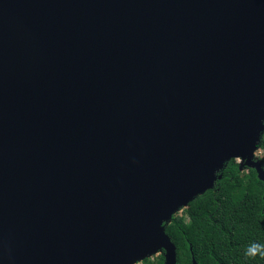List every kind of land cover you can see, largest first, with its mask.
Segmentation results:
<instances>
[{
	"label": "water",
	"instance_id": "obj_1",
	"mask_svg": "<svg viewBox=\"0 0 264 264\" xmlns=\"http://www.w3.org/2000/svg\"><path fill=\"white\" fill-rule=\"evenodd\" d=\"M263 133L264 0H0V264H177Z\"/></svg>",
	"mask_w": 264,
	"mask_h": 264
},
{
	"label": "trees",
	"instance_id": "obj_2",
	"mask_svg": "<svg viewBox=\"0 0 264 264\" xmlns=\"http://www.w3.org/2000/svg\"><path fill=\"white\" fill-rule=\"evenodd\" d=\"M260 160L264 169V154ZM166 232L177 246V264H191L193 256L197 264H264L259 254L245 255L253 244L264 246V181L256 169L241 170L231 159L215 187L174 215ZM163 263V254L144 260Z\"/></svg>",
	"mask_w": 264,
	"mask_h": 264
},
{
	"label": "clouds",
	"instance_id": "obj_3",
	"mask_svg": "<svg viewBox=\"0 0 264 264\" xmlns=\"http://www.w3.org/2000/svg\"><path fill=\"white\" fill-rule=\"evenodd\" d=\"M259 150H261V149H259ZM259 157H260V155H259ZM250 253L251 254H259L260 256L264 257V246L253 244L250 246L249 249L246 250L245 255H249Z\"/></svg>",
	"mask_w": 264,
	"mask_h": 264
},
{
	"label": "rangeland",
	"instance_id": "obj_4",
	"mask_svg": "<svg viewBox=\"0 0 264 264\" xmlns=\"http://www.w3.org/2000/svg\"><path fill=\"white\" fill-rule=\"evenodd\" d=\"M257 154H259V155H262V154H264V150H258L257 151ZM238 162L240 161L239 159H236ZM187 210V207H184L182 210H180V214H182V213H185V211ZM156 256L157 255H155L154 257H153V259H156Z\"/></svg>",
	"mask_w": 264,
	"mask_h": 264
},
{
	"label": "flooded vegetation",
	"instance_id": "obj_5",
	"mask_svg": "<svg viewBox=\"0 0 264 264\" xmlns=\"http://www.w3.org/2000/svg\"><path fill=\"white\" fill-rule=\"evenodd\" d=\"M161 254H163V253H161ZM160 254H157V256H159ZM164 255V254H163ZM156 256V257H157ZM154 257V256H153ZM153 257H151V259H153ZM145 260V259H144ZM144 260H142L141 262H138L137 264H144Z\"/></svg>",
	"mask_w": 264,
	"mask_h": 264
}]
</instances>
